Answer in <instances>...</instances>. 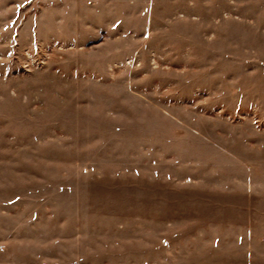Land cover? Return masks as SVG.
<instances>
[{"label": "rangeland", "instance_id": "rangeland-1", "mask_svg": "<svg viewBox=\"0 0 264 264\" xmlns=\"http://www.w3.org/2000/svg\"><path fill=\"white\" fill-rule=\"evenodd\" d=\"M0 264H264V0H0Z\"/></svg>", "mask_w": 264, "mask_h": 264}]
</instances>
